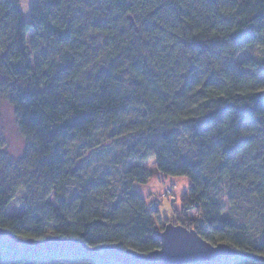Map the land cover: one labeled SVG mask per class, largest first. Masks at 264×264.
<instances>
[{"label": "trees", "instance_id": "obj_1", "mask_svg": "<svg viewBox=\"0 0 264 264\" xmlns=\"http://www.w3.org/2000/svg\"><path fill=\"white\" fill-rule=\"evenodd\" d=\"M21 1L0 0V226L144 252L171 222L249 254L223 264H264V0H32L27 18ZM157 171L189 181L170 215L136 189ZM0 264L120 263L0 248Z\"/></svg>", "mask_w": 264, "mask_h": 264}, {"label": "water", "instance_id": "obj_2", "mask_svg": "<svg viewBox=\"0 0 264 264\" xmlns=\"http://www.w3.org/2000/svg\"><path fill=\"white\" fill-rule=\"evenodd\" d=\"M158 231L160 245L151 251L121 248L117 243L88 246L79 238L61 237L57 234L44 239L16 236L0 226V248L20 253L37 254L44 251L93 253L120 264H223L234 256H245L226 242L210 243L193 228L166 223Z\"/></svg>", "mask_w": 264, "mask_h": 264}, {"label": "rangeland", "instance_id": "obj_3", "mask_svg": "<svg viewBox=\"0 0 264 264\" xmlns=\"http://www.w3.org/2000/svg\"><path fill=\"white\" fill-rule=\"evenodd\" d=\"M25 17H28V10H25ZM261 53L260 46H250L248 47L245 52L243 53V56L251 55L254 57H257ZM3 127H2V133H3V152L5 155H8V157L14 161L18 160L21 156H23V152L25 150V144H24V137L21 133H19L16 122L14 121V113L9 106H5L3 109V117H2ZM82 152L81 154H84V159L90 163V170L93 169L96 171L101 166H104L102 163L95 162V158L91 157L88 158V149H82L80 150ZM153 160H149L147 162V165L150 167H153ZM104 168V167H103ZM155 174V173H154ZM160 182V181H158ZM150 189L152 192H150L146 196L147 204L153 205L156 204L157 207H159V214L160 216L170 215L172 213V207L179 208V198L182 194L181 192L182 188H184V185L177 182H160V185L154 181V178L150 180ZM187 187V186H186ZM186 187L184 190H186ZM25 192L22 190H19V192L11 199L8 206L4 209V213L9 217H20L25 212ZM50 201L55 206L58 205V199L53 196L50 197ZM226 202V201H225ZM229 206L226 202L225 208L223 210V217L225 219L230 218V213L228 211ZM46 230L49 235H53L54 232L52 231V225L48 224L46 226Z\"/></svg>", "mask_w": 264, "mask_h": 264}, {"label": "crops", "instance_id": "obj_4", "mask_svg": "<svg viewBox=\"0 0 264 264\" xmlns=\"http://www.w3.org/2000/svg\"><path fill=\"white\" fill-rule=\"evenodd\" d=\"M32 0H22L21 1V5H22V10H28L29 9V5L31 3ZM29 11V10H28ZM152 178H154V181L156 182V184L158 183L160 185V182H177L178 184L181 183L182 185H184V188H182L181 192L179 191L180 194L184 193V189L185 187L188 185L189 181L183 177H171V176H166L164 174H161L160 172H155V174L152 176ZM151 178V179H152ZM150 179V180H151ZM150 180L146 183V184H142V185H136V189L139 191L140 194H143V196L146 198V196L152 192L150 187H151V183ZM160 181V182H158Z\"/></svg>", "mask_w": 264, "mask_h": 264}, {"label": "built area", "instance_id": "obj_5", "mask_svg": "<svg viewBox=\"0 0 264 264\" xmlns=\"http://www.w3.org/2000/svg\"><path fill=\"white\" fill-rule=\"evenodd\" d=\"M148 205H149V204H148ZM149 206H150V208L153 209V210L157 207L156 204H154V206H153V205H149Z\"/></svg>", "mask_w": 264, "mask_h": 264}]
</instances>
